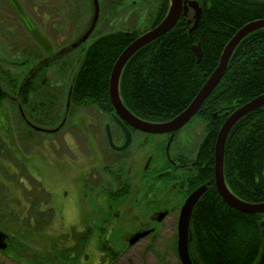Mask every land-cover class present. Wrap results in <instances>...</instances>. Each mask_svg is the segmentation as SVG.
<instances>
[{"label": "rangeland", "instance_id": "rangeland-1", "mask_svg": "<svg viewBox=\"0 0 264 264\" xmlns=\"http://www.w3.org/2000/svg\"><path fill=\"white\" fill-rule=\"evenodd\" d=\"M98 1V30L81 42L93 22V0H0V232L7 248H0V264H179L175 250L163 241L152 252L147 251L149 241L127 245L132 233L151 225L154 212L167 208L163 194L134 203L138 195L132 187L127 197L111 203L98 190L116 187L114 177L128 176L125 169L133 160L130 176L136 171L135 182L145 189L153 184L154 191L156 180L143 167L150 157L148 169L159 168L154 163L159 148L139 150L135 141L120 156L105 141L107 114L94 105L67 109L68 89L88 47L109 33L142 34L153 20L154 0ZM32 75L35 92L25 104L19 88ZM196 123L194 117L180 132ZM201 128L198 133L205 132ZM71 136L74 150L69 153ZM50 209L53 218L47 227L34 215L42 212L44 221ZM19 216L21 225L16 223ZM29 216L37 228L27 227L33 222ZM75 234L88 240L86 249L78 245L74 256ZM69 254L74 258L68 260Z\"/></svg>", "mask_w": 264, "mask_h": 264}, {"label": "trees", "instance_id": "trees-1", "mask_svg": "<svg viewBox=\"0 0 264 264\" xmlns=\"http://www.w3.org/2000/svg\"><path fill=\"white\" fill-rule=\"evenodd\" d=\"M154 1L149 30L163 20L170 7V0ZM194 1L202 8L195 30L189 32L192 26V22L188 23L189 12L165 35L137 51L120 74L121 102L143 122L165 123L185 110L216 69L224 47L234 34L248 23L264 19V0ZM142 34L114 32L94 41L71 81L66 96L68 107L94 105L100 112L111 113L108 87L112 67L124 49ZM196 44L202 51L199 63L191 51V46ZM33 81L34 75L19 88L25 104L35 92ZM262 94L264 29L249 34L237 45L221 80L197 113L213 125L203 140V153L209 155L210 161L211 175L207 180L212 182L213 150L224 117L216 120L214 115L229 114ZM2 100L0 90V103ZM223 162L226 186L238 200L264 202V106L245 115L232 127L225 141ZM126 195L125 189L115 194L116 199ZM46 214L48 218L44 221L40 211L34 217L39 216L41 223L48 227L53 211L50 209ZM27 219H33L28 228H37L34 218ZM263 220L264 214H244L231 208L211 186L191 214L188 237L191 263L257 264L264 245ZM32 233L36 234L33 230ZM73 237L78 240L72 247L75 256L77 246L85 247L88 237L85 239L82 234ZM74 256L69 254L68 260Z\"/></svg>", "mask_w": 264, "mask_h": 264}, {"label": "flooded vegetation", "instance_id": "flooded-vegetation-1", "mask_svg": "<svg viewBox=\"0 0 264 264\" xmlns=\"http://www.w3.org/2000/svg\"><path fill=\"white\" fill-rule=\"evenodd\" d=\"M132 3L137 4L135 1H133ZM189 12L191 13L190 14L191 18L188 20V23H191L193 11L189 10ZM19 13L21 14V17L24 19L25 15L22 13L21 9ZM97 26H98V21L94 22V17H93V22L89 25L87 32L80 38L81 39L80 41L86 42V40H88L93 35L92 32H96V30H98ZM83 28L86 29V26H84ZM3 34L5 33L3 32ZM197 113L194 115V117H196L197 119L196 126L192 127L191 129H185L183 133H181L180 131L186 126L185 125L183 128H181L176 132L165 133V134H150V133L138 131L132 128L130 125H128V123L124 121L122 118L117 117L118 120L128 129L130 133V145L126 150L122 152H117L109 147L107 142L105 127L107 125L109 126L111 139L116 147H120L124 144L125 134L115 120L114 111H112L111 113H104L107 114L108 117V121L104 123V129H103L105 134V141L108 145V148L112 150L114 153L123 156L129 150L131 145L135 143V141L137 142L138 147L140 148L139 150H143L144 147L147 146H153L154 148L156 147L159 148V158L157 159L158 161L154 162L155 164H158L159 168L155 169L154 171H150L148 169L152 161V158L150 157L148 158V161L145 162V166L143 167V171H145V174L151 173L150 178L153 181L156 180L154 182V187H155L154 191L150 187L153 186V184H151L149 187L145 189L138 182H135V179H138L136 171L133 173V176H130V174L132 173L131 162L133 163V160L130 162L129 168L127 170L125 169V173H128V176L120 177L119 174H116V176L114 177L113 181L115 182L116 187L107 190L105 186L103 187L98 186V190L101 191L102 194L106 196V199L111 201V203L113 202V200L117 201L124 198V197L123 198L119 197L116 199L115 194L117 192L121 191V189H125L129 194V192L132 191L130 190L132 189V187L136 188V195H138L134 203H138V201L141 198H144L145 196L146 198H148L149 195H152L155 192H157L158 194H163L165 196V200H166L165 204L167 205V208H159L156 212H154L150 216V220H149L151 225L158 224L162 226V228L160 230H157L156 227H152L151 225H149L136 230L127 239V245L129 247L135 246L141 241L145 240L146 241L145 243L149 241V244L147 246V251L152 252V250L155 251V249L158 246H160V244L163 241V243H165L169 247V249H171L172 251L175 250L178 258V254H177L178 225L180 220L181 209L185 204L186 199L194 191H196L201 187H205L204 194L211 188V186L215 188L214 169H213L214 156H213V163L211 166L212 175H213L211 182L207 180L208 176L211 175L209 155L203 153L204 137L207 134V132L213 127V125L210 123V121L205 120V117L201 116L200 113L198 115ZM231 113L226 115L225 113H221V114L216 113L214 116H216V120H219L218 118L219 116H224L223 117V123H224L226 118ZM23 121L25 124H28L26 119L23 118ZM198 126H202L201 129L204 130L205 132L198 133L197 132ZM7 131L9 132L8 123H7ZM38 131L40 130L38 129ZM41 131L51 133V131L48 130L45 131L41 129ZM71 138H72V143H70V145H66L69 153L73 152L74 150V144H73L74 139L72 136ZM213 155H214V150H213ZM144 157L145 154L140 155L139 159ZM119 161L122 162V159H120ZM116 164L118 163L116 162ZM88 168L89 169L87 170L90 172L91 170L90 166ZM223 175H224V162H223ZM86 179H87L86 181L90 179V173L86 177ZM125 197H127V195ZM200 199L201 197L198 199V201ZM109 210L111 212V215L114 216L115 211L114 212L112 211L113 205L109 206ZM106 224L107 222L103 223V226H105ZM144 232H148V234L140 238L133 245H129L130 240L133 239L134 236ZM165 233L166 235L163 238L162 236ZM188 253H189V244H188ZM178 261L179 264H181L179 258Z\"/></svg>", "mask_w": 264, "mask_h": 264}, {"label": "water", "instance_id": "water-1", "mask_svg": "<svg viewBox=\"0 0 264 264\" xmlns=\"http://www.w3.org/2000/svg\"><path fill=\"white\" fill-rule=\"evenodd\" d=\"M94 4V22L98 19V1L93 0ZM189 10L193 11L192 15V26L189 32H192L196 29L198 22L201 18L202 8L199 6V3L194 0H170V7L163 18V20L153 29L145 32L144 34L137 37L133 42H131L124 51L119 55L117 60L115 61L110 78H109V101L114 111V117L116 122L119 124L121 129L125 134L124 144L120 147H116L111 139L110 129L107 125L105 127L107 142L109 147L112 150L117 152H122L126 150L130 145V133L128 129L118 120L117 117L122 118L124 121L128 123L132 128L150 133V134H165V133H173L181 128H183L198 112L204 101L209 97L212 91L215 89L219 81L221 80L228 62L231 58L232 53L234 52L237 45L249 34L264 29V19L257 20L251 23H248L241 29H239L231 40L224 47L219 63L216 69L212 72V74L207 78L206 82L197 92L196 96L189 104V106L179 113L177 116L172 118L171 120L160 123V124H151L147 122H143L136 117H134L128 110L124 107L121 102L119 91H118V82L120 78V74L128 62V60L140 49L154 40L160 38L165 35L168 31H170L178 22L181 17H186L188 15ZM191 51L196 58V62L199 63L202 60V51L199 44L191 46ZM67 102V109H68ZM264 106V94L254 98L248 103L240 106L234 112H232L224 121L222 126L220 127L216 141L214 145V185L217 190L219 197L223 200L231 208L242 212L244 214H264V202L261 203H246L238 200L227 188L224 175H223V157H224V147L226 138L232 129V127L245 115L250 112ZM38 131V129H36ZM205 187H201L194 191L185 201L181 209L180 220L178 225V242H177V254L181 264H192L191 259L188 253V237H189V222L192 209L198 199L202 197L204 194ZM148 232H144L138 234L130 240L129 245H133L140 238L144 237ZM6 243L4 242V236L0 232V248L4 249ZM257 264H264V245L261 258Z\"/></svg>", "mask_w": 264, "mask_h": 264}, {"label": "crops", "instance_id": "crops-1", "mask_svg": "<svg viewBox=\"0 0 264 264\" xmlns=\"http://www.w3.org/2000/svg\"><path fill=\"white\" fill-rule=\"evenodd\" d=\"M21 219H22V217L19 216V220L16 222L18 225H21V223H20V221H22Z\"/></svg>", "mask_w": 264, "mask_h": 264}]
</instances>
